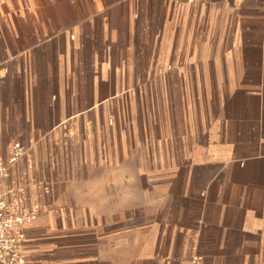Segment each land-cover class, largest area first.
<instances>
[{
    "label": "crops",
    "instance_id": "crops-1",
    "mask_svg": "<svg viewBox=\"0 0 264 264\" xmlns=\"http://www.w3.org/2000/svg\"><path fill=\"white\" fill-rule=\"evenodd\" d=\"M20 145L24 264H264V0H0Z\"/></svg>",
    "mask_w": 264,
    "mask_h": 264
},
{
    "label": "built area",
    "instance_id": "built-area-1",
    "mask_svg": "<svg viewBox=\"0 0 264 264\" xmlns=\"http://www.w3.org/2000/svg\"><path fill=\"white\" fill-rule=\"evenodd\" d=\"M23 146L15 148L8 159L0 158V264H24V225L33 211L15 206L2 188V175L23 155Z\"/></svg>",
    "mask_w": 264,
    "mask_h": 264
},
{
    "label": "rangeland",
    "instance_id": "rangeland-1",
    "mask_svg": "<svg viewBox=\"0 0 264 264\" xmlns=\"http://www.w3.org/2000/svg\"><path fill=\"white\" fill-rule=\"evenodd\" d=\"M185 65L186 63L183 61V57H156L155 66L157 72H162L164 70L176 71L178 75L181 77L182 82H183V67ZM172 75L175 74H171V76ZM177 84H180V81H178ZM115 116L116 115L113 114V118ZM172 161L176 169L177 168L179 169V171L176 174L172 175L176 177V194H177L176 196L183 197V158L180 159L178 157H174ZM123 192H124V198H129V199L131 198L133 193V191L130 189H125ZM143 192L142 190L140 191L141 197L142 194H144Z\"/></svg>",
    "mask_w": 264,
    "mask_h": 264
}]
</instances>
